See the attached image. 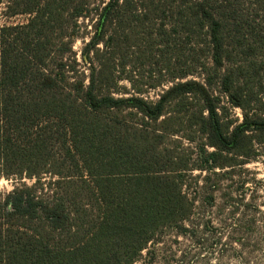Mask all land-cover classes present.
I'll list each match as a JSON object with an SVG mask.
<instances>
[{
	"label": "trees",
	"instance_id": "1",
	"mask_svg": "<svg viewBox=\"0 0 264 264\" xmlns=\"http://www.w3.org/2000/svg\"><path fill=\"white\" fill-rule=\"evenodd\" d=\"M1 5L0 264H136L192 212L180 127L210 168L264 142V0Z\"/></svg>",
	"mask_w": 264,
	"mask_h": 264
},
{
	"label": "rangeland",
	"instance_id": "2",
	"mask_svg": "<svg viewBox=\"0 0 264 264\" xmlns=\"http://www.w3.org/2000/svg\"><path fill=\"white\" fill-rule=\"evenodd\" d=\"M4 8L0 6L1 25L28 23L30 15L8 17ZM81 23L82 30H90L86 21ZM86 40L75 42L77 53ZM121 84L129 88L127 82ZM230 114L232 120H242L240 109ZM179 130L167 144L193 169L184 186L192 212L159 229L136 264H264V142H255L249 157L223 154L217 167L210 168L202 153L205 137L191 132L188 124ZM19 184L16 178L1 179L0 199Z\"/></svg>",
	"mask_w": 264,
	"mask_h": 264
}]
</instances>
